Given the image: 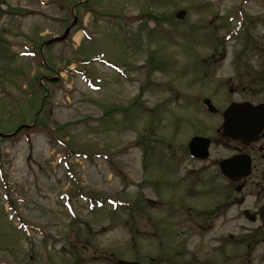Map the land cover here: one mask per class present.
Returning <instances> with one entry per match:
<instances>
[{
    "label": "rangeland",
    "instance_id": "374dc122",
    "mask_svg": "<svg viewBox=\"0 0 264 264\" xmlns=\"http://www.w3.org/2000/svg\"><path fill=\"white\" fill-rule=\"evenodd\" d=\"M203 97L264 101V0H0V132L38 119L0 137V264H241L221 242L240 221L210 226L229 144ZM195 134L216 141L207 161Z\"/></svg>",
    "mask_w": 264,
    "mask_h": 264
},
{
    "label": "flooded vegetation",
    "instance_id": "af4514ba",
    "mask_svg": "<svg viewBox=\"0 0 264 264\" xmlns=\"http://www.w3.org/2000/svg\"><path fill=\"white\" fill-rule=\"evenodd\" d=\"M238 152L247 157L249 169L246 171V165L242 166L239 183L233 185L227 194L222 221L226 224L231 220L240 221L239 234L245 244L243 256L246 263L247 259L250 260L251 252L256 251L258 246L261 252L258 255L264 256V137L249 145L239 146ZM233 205L238 207L234 216L230 214V207ZM232 217L237 218L231 219ZM226 236L227 241L226 237L222 236V251L228 250L229 254L231 235L226 234ZM214 263L224 264L226 257Z\"/></svg>",
    "mask_w": 264,
    "mask_h": 264
},
{
    "label": "water",
    "instance_id": "95a60500",
    "mask_svg": "<svg viewBox=\"0 0 264 264\" xmlns=\"http://www.w3.org/2000/svg\"><path fill=\"white\" fill-rule=\"evenodd\" d=\"M183 15H184V11L182 10L176 13V16L178 17H182ZM68 29L69 28H67L64 34L58 37V39L64 38L65 35L67 34ZM205 103L207 104L209 110L211 111L215 110V108L210 104L208 100H205ZM263 106L264 104L253 106L248 102L231 103L228 106V108L223 112L224 122L221 126L222 134L234 140H238L239 142H245V139L255 138L259 130L264 126V122H262L261 119L257 117L260 113V108H262ZM207 143H208V139L206 138L194 137L189 142V149L191 153L194 155L196 153L195 151H197L196 150L197 148L206 149ZM205 156H206V152L203 155H201V157H205ZM233 161H234L233 159H227L223 161L222 170L228 173ZM114 264H137V263L117 260Z\"/></svg>",
    "mask_w": 264,
    "mask_h": 264
},
{
    "label": "trees",
    "instance_id": "16d2710c",
    "mask_svg": "<svg viewBox=\"0 0 264 264\" xmlns=\"http://www.w3.org/2000/svg\"><path fill=\"white\" fill-rule=\"evenodd\" d=\"M147 15L153 17V19H164V20H169V18H170V17L165 16L164 14H161V15H158V16H157V15H153V14H151V13H148Z\"/></svg>",
    "mask_w": 264,
    "mask_h": 264
}]
</instances>
